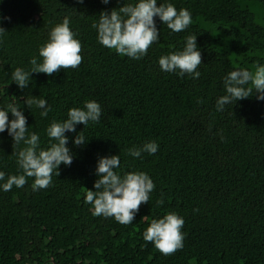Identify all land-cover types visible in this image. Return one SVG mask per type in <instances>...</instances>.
I'll list each match as a JSON object with an SVG mask.
<instances>
[{
  "label": "trees",
  "instance_id": "16d2710c",
  "mask_svg": "<svg viewBox=\"0 0 264 264\" xmlns=\"http://www.w3.org/2000/svg\"><path fill=\"white\" fill-rule=\"evenodd\" d=\"M133 2L0 3V15L11 18L0 25L6 31L0 37V107L15 102L23 108L31 95L46 98L47 118L24 110L43 148L47 126L66 118L69 108L96 100L103 109L100 123L84 131L77 126L88 143L69 142L73 163L61 165L48 188L33 191L28 178L22 188L0 191V264H264V101L253 94L216 110L228 72L264 64V0H168L187 8L193 23L174 33L157 21L160 39L139 60L101 46L93 28L101 11ZM65 17L81 42V64L52 76L33 74L29 88L19 89L11 71L28 68L49 29ZM190 34L201 49L199 78L160 71L159 57L181 49ZM150 140L159 145L156 154H127ZM16 150L7 133L0 134L6 177L20 172ZM106 155L120 156L121 175L143 171L155 184L132 224L93 216L84 203L85 192L94 190L97 158ZM170 211L184 218V247L163 255L142 232Z\"/></svg>",
  "mask_w": 264,
  "mask_h": 264
},
{
  "label": "clouds",
  "instance_id": "9594fccd",
  "mask_svg": "<svg viewBox=\"0 0 264 264\" xmlns=\"http://www.w3.org/2000/svg\"><path fill=\"white\" fill-rule=\"evenodd\" d=\"M3 0H0L2 3ZM83 4L84 0H76ZM108 5L110 0H101ZM10 17L0 15V25L10 21ZM157 21L174 33L184 32L193 23L192 13L187 8H180L165 0H134L110 11H101L93 28L97 32V42L116 54L132 60L145 56L148 49L160 39ZM0 26V37L5 33ZM77 33L70 27V19L65 17L52 26L47 40L38 48V54L28 61V68L16 67L11 71L10 80L19 89H28L33 81V74L52 76L60 69H76L82 62L81 42ZM160 71L175 73L178 77L188 75L199 78V65L202 63L201 49L197 44V35H188L181 49L162 55L158 59ZM224 95L216 100V110L223 111L226 105L249 98L255 94L258 101H264V64H257L255 71L237 68L228 72L222 80ZM4 89L0 88V92ZM23 108L15 102L0 107V134L7 133L17 150L12 153L20 170L19 174L8 175L0 171V191L8 192L13 186L22 188L28 178H33V191L48 188L53 175H59L61 165L71 166L74 153L68 146L75 147L88 143L83 131L88 125L98 124L103 116V109L96 100H86L82 107L69 108L66 118L52 120L46 128L48 146L41 147L37 132H29L25 108L30 112L39 111L42 118H47L51 111L46 98L37 96L24 97ZM11 117V118H10ZM83 125V131L77 132V126ZM74 134L72 136L68 134ZM23 144L24 147L19 146ZM159 145L150 140L140 146L128 149L127 154L134 159L142 158L143 153L154 155ZM119 155L99 156L96 161L93 189L84 194V203L90 205L93 216L113 218L122 225L132 224L142 204L149 203L150 194L155 189L152 178L143 171H127L123 175ZM163 204V199L157 201ZM184 218L174 211L154 218L142 232L146 243H151L163 255H171L183 249L185 234L182 232ZM87 264V262H84Z\"/></svg>",
  "mask_w": 264,
  "mask_h": 264
},
{
  "label": "rangeland",
  "instance_id": "374dc122",
  "mask_svg": "<svg viewBox=\"0 0 264 264\" xmlns=\"http://www.w3.org/2000/svg\"><path fill=\"white\" fill-rule=\"evenodd\" d=\"M262 24H264V19L263 20H260Z\"/></svg>",
  "mask_w": 264,
  "mask_h": 264
}]
</instances>
